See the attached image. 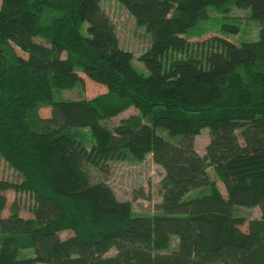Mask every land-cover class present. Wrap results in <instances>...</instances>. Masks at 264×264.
<instances>
[{"label":"trees","instance_id":"1","mask_svg":"<svg viewBox=\"0 0 264 264\" xmlns=\"http://www.w3.org/2000/svg\"><path fill=\"white\" fill-rule=\"evenodd\" d=\"M0 1V156L20 175L0 179V264H264V0H116L151 34L145 70L104 0ZM233 7L259 24L257 39L186 37ZM85 76L107 92L63 97ZM130 107L138 114L107 123ZM148 154L164 170L153 215L86 168ZM11 190L30 197L31 218L16 200L4 215Z\"/></svg>","mask_w":264,"mask_h":264},{"label":"rangeland","instance_id":"2","mask_svg":"<svg viewBox=\"0 0 264 264\" xmlns=\"http://www.w3.org/2000/svg\"><path fill=\"white\" fill-rule=\"evenodd\" d=\"M1 5V1H0ZM103 8L110 16L120 40L121 46L125 50H129L134 55V63L140 70H145L144 63L141 57L151 47V34L146 26H140L136 23L132 14L116 0H104ZM224 23L237 24L238 33H227L223 30ZM215 35L227 37L229 40L240 43L243 40H254L259 35V24L252 20L249 16V11L233 7L229 15L219 12H211L209 20L203 24L190 29L186 34L189 41L192 43L202 42ZM20 54H23L18 50ZM84 87H76L72 90H64L62 95L66 98H93L107 92V88L103 85L94 83L92 80L84 77ZM48 108H43L41 113L49 114ZM138 114V110L134 107L123 111L118 116L107 121L113 127L121 122L122 119L128 118L131 115ZM147 121V119H145ZM209 129L206 128L195 138V147L197 151L204 155L206 146L209 143ZM88 173L93 181L104 180L111 185L121 200H130L133 204L135 214L153 215L157 212L156 206L162 199L161 179L164 174L163 168L154 162L151 154H148L141 161L134 160H119L109 164V172L105 173L97 167L88 164L86 165ZM208 171L213 179L216 180L220 190L226 195V190L220 177L213 167H209ZM0 179L19 181L20 175L0 156ZM8 205L4 215L10 213V208L16 200L21 209V216L31 218L30 210L32 201L30 197L23 192L15 193L14 191L6 192ZM236 214L248 217H259L260 211L258 208L236 207ZM247 226H243L246 229ZM26 251H24L25 253ZM115 251H112L114 253ZM29 253V251H28Z\"/></svg>","mask_w":264,"mask_h":264}]
</instances>
